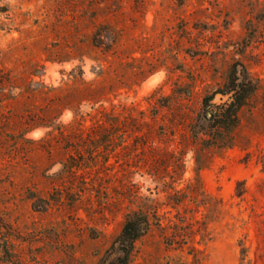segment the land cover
<instances>
[{
  "label": "rangeland",
  "instance_id": "374dc122",
  "mask_svg": "<svg viewBox=\"0 0 264 264\" xmlns=\"http://www.w3.org/2000/svg\"><path fill=\"white\" fill-rule=\"evenodd\" d=\"M133 211L128 264H264V0H0V264H108Z\"/></svg>",
  "mask_w": 264,
  "mask_h": 264
},
{
  "label": "trees",
  "instance_id": "16d2710c",
  "mask_svg": "<svg viewBox=\"0 0 264 264\" xmlns=\"http://www.w3.org/2000/svg\"><path fill=\"white\" fill-rule=\"evenodd\" d=\"M255 90L252 80L244 66L233 63L229 69L226 83L202 99V112H200L191 125L194 138L199 134H206L213 145L229 146L231 131L238 125V112L248 102ZM219 94L226 99L213 103L214 97ZM209 113V115H207ZM241 195V192L238 193ZM150 227L145 215L137 211L129 213L122 224L120 233L112 245V251L117 256L108 264H128V255L136 239L144 235ZM9 250L3 244L0 246V260L9 261Z\"/></svg>",
  "mask_w": 264,
  "mask_h": 264
},
{
  "label": "water",
  "instance_id": "95a60500",
  "mask_svg": "<svg viewBox=\"0 0 264 264\" xmlns=\"http://www.w3.org/2000/svg\"><path fill=\"white\" fill-rule=\"evenodd\" d=\"M207 115H209V113H207Z\"/></svg>",
  "mask_w": 264,
  "mask_h": 264
}]
</instances>
